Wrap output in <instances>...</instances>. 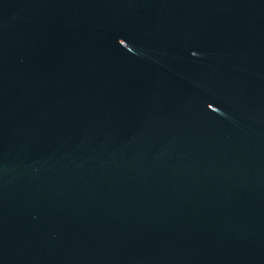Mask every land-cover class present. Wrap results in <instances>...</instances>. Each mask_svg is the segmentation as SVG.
Segmentation results:
<instances>
[{
    "label": "water",
    "instance_id": "water-1",
    "mask_svg": "<svg viewBox=\"0 0 264 264\" xmlns=\"http://www.w3.org/2000/svg\"><path fill=\"white\" fill-rule=\"evenodd\" d=\"M0 264H264V0H0Z\"/></svg>",
    "mask_w": 264,
    "mask_h": 264
}]
</instances>
